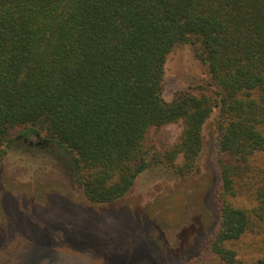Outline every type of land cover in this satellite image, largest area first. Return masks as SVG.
Segmentation results:
<instances>
[{"label":"trees","instance_id":"trees-1","mask_svg":"<svg viewBox=\"0 0 264 264\" xmlns=\"http://www.w3.org/2000/svg\"><path fill=\"white\" fill-rule=\"evenodd\" d=\"M185 43L211 82L168 101L167 56ZM215 111L220 214L205 261L264 264L236 247L264 220L252 161L264 150V0H0V169L19 127L73 151L88 199L112 202L146 167L153 127L182 120L171 154L153 151L192 171Z\"/></svg>","mask_w":264,"mask_h":264},{"label":"rangeland","instance_id":"rangeland-1","mask_svg":"<svg viewBox=\"0 0 264 264\" xmlns=\"http://www.w3.org/2000/svg\"><path fill=\"white\" fill-rule=\"evenodd\" d=\"M210 82L191 43L168 54L166 100L179 92L199 93ZM215 114L205 123L197 164L186 173L178 170L182 155L161 163L153 151L171 154L182 120L151 128L146 167L126 195L107 203L88 199L87 172L74 164L73 151L28 149L16 139L20 128H14L0 169V264H207L220 214ZM252 161L264 169V150ZM238 203L254 202L244 196ZM236 247L248 258L264 255V220Z\"/></svg>","mask_w":264,"mask_h":264},{"label":"flooded vegetation","instance_id":"flooded-vegetation-1","mask_svg":"<svg viewBox=\"0 0 264 264\" xmlns=\"http://www.w3.org/2000/svg\"><path fill=\"white\" fill-rule=\"evenodd\" d=\"M16 139L19 140L22 145L27 146L28 149L51 152L53 146H56L58 148H62L66 152H70L69 149L62 146L57 141L37 133L25 135L21 131H19L16 135ZM74 164L76 165L75 159H74Z\"/></svg>","mask_w":264,"mask_h":264}]
</instances>
